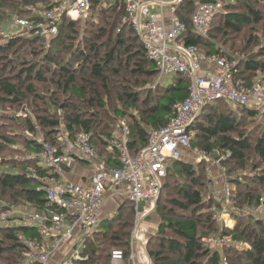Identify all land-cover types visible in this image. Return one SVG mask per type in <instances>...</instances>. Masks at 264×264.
<instances>
[{
	"label": "trees",
	"instance_id": "16d2710c",
	"mask_svg": "<svg viewBox=\"0 0 264 264\" xmlns=\"http://www.w3.org/2000/svg\"><path fill=\"white\" fill-rule=\"evenodd\" d=\"M124 1L92 0L86 23L64 18L50 42L33 34L10 37L0 45V213L21 206L55 208L39 190L48 172L37 134L54 146L61 145V133L72 142L90 134L104 161L119 168L117 151L109 150L119 127L126 123L127 147L137 156L148 147L150 133L167 127L176 105L188 98L187 75L170 76L168 85L159 81V68L139 34L123 22ZM43 7L50 9L45 0H0V25L12 15L34 20ZM262 9L264 0L227 4L207 37L191 27L193 0H184L177 18L188 28L186 46L197 47L206 57L229 59L246 56L247 48L259 41L251 34L240 50L231 45V55L222 51L232 37L244 34L246 40L248 30L256 32L264 23ZM257 80L264 84V47L241 60L235 81L251 86ZM228 106L225 100L205 106L191 130L195 150L226 156L220 164L235 195L230 210L234 226H221L215 218L223 204L210 191L207 163L196 167L190 161H169L155 207L159 225L145 245L152 264H223V258L229 264H264V219L243 212L264 204V124L256 110ZM19 112L27 116L17 117ZM136 219L135 205L125 199L85 239L82 259L75 264H112L117 249L125 254L124 264H130ZM212 236L229 241L218 251L208 243ZM30 240L41 245L44 237L39 229L21 224L0 227V264H39L29 260Z\"/></svg>",
	"mask_w": 264,
	"mask_h": 264
},
{
	"label": "built area",
	"instance_id": "2783aa9c",
	"mask_svg": "<svg viewBox=\"0 0 264 264\" xmlns=\"http://www.w3.org/2000/svg\"><path fill=\"white\" fill-rule=\"evenodd\" d=\"M234 1L193 0L195 10L190 21L193 31L207 37L217 16L225 13L227 4ZM45 2L50 9L43 7L44 10H40L36 19H18L16 24L46 40L59 34V25L64 18L84 20L92 6V0ZM183 2L184 0H177L172 7L167 8L164 0H157L155 3L143 0L124 1V23L132 26L139 34L148 57L159 68V81L180 74L187 75L191 81L188 98L176 105L175 117L167 127L150 133L145 150L137 156L131 155L127 147L128 132L125 123L122 124L119 137L111 142L109 149L117 151L121 162L119 168L104 161L92 145L90 134H80L72 142L61 133L60 146L38 139L43 145L40 156L42 166L48 172V176L41 179L39 190L55 208L36 211L28 206H21L0 213V227L21 224L39 229L44 237L41 245L37 240L28 242L30 261L39 264H75L82 259L85 239L92 237L100 229L105 219L106 206L115 203L114 208L117 210L122 201L129 199L135 205L137 216L140 215V222L136 220L131 239L130 262L135 264L133 248L139 240L140 223L155 210L168 175V162L188 161V151L189 157L196 159L193 164L198 165L204 161L217 167L226 158L217 152L216 158L192 148L195 133L191 127L205 106L225 100L236 110L247 108L264 115V84L257 80L251 86H246L235 81L240 66L239 58L230 56L228 59L220 55L206 57L197 47L185 45L183 36L188 28L177 18V9ZM154 5L159 7L160 14L152 12ZM165 9L169 11V20L164 17ZM79 161L92 166V175L82 183L67 178V170ZM222 173L226 175L225 168H222ZM223 194L225 203L221 208L220 218L230 217L229 210H234L235 195L232 188H225ZM141 207L144 212L140 214ZM243 212L264 217L263 201L258 208H248ZM229 221L227 227L231 228L233 221ZM144 250L147 254L146 246ZM63 251L65 253L62 254ZM124 257L122 250H114L111 263L123 264ZM222 263L229 264L226 258H223ZM147 264H152L149 257Z\"/></svg>",
	"mask_w": 264,
	"mask_h": 264
},
{
	"label": "rangeland",
	"instance_id": "374dc122",
	"mask_svg": "<svg viewBox=\"0 0 264 264\" xmlns=\"http://www.w3.org/2000/svg\"><path fill=\"white\" fill-rule=\"evenodd\" d=\"M262 11H264V9H262ZM91 13V12H90ZM90 13L88 15L87 18H85L84 20H81V23L82 24H85L86 23V19L89 18L90 16ZM18 19H24L18 15H12L11 18H8L7 21L5 23H3L2 25H0V45L1 44H4L6 43V41L10 38V37H15V36H32L33 32L30 31V30H23L20 26H18L16 23H17V20ZM77 21H80V20H77ZM124 22V20H123ZM125 24V23H124ZM85 26V25H83ZM256 29V32L255 31H251V30H248L247 32V39L244 40V38L242 37L243 35L241 36H234L232 37L230 40H229V44L226 46V47H223V50L224 52L228 53L231 55V45H234L235 47V50H240V48H243L245 47L246 45V41L250 38V35H257L259 41L254 45L252 46L250 49L249 47L247 48V55H252L254 53H259V51L261 50L262 47H264V23H262L259 27H255ZM240 39H243V41H240ZM48 42H50V40H48ZM246 55V56H247ZM245 55L243 56H233L232 57H235V58H239L240 59V62L242 59H245L246 58ZM258 78H262V75H259ZM173 81V77H166L163 79V82L165 83V85H168L170 84L171 82ZM230 107L231 109H234L232 106H228ZM235 110V109H234ZM241 109H238L237 111H240ZM236 111V112H237ZM240 113L241 115V112H238V114ZM259 113V112H258ZM29 115V114H28ZM26 117L27 114L25 112H19L17 113V117ZM31 116V115H30ZM33 118V116H31ZM257 119V117H256ZM258 119H259V123L260 124H264V123H261V122H264V115H261L259 113L258 115ZM126 124V123H125ZM121 128L119 127V131L117 133V137H119L120 135V130ZM22 133H25V131H23ZM25 135L27 137H30L31 135L28 134V132L25 133ZM42 135L43 133H39L36 135V137H38L39 140H42ZM193 148V147H192ZM194 149V148H193ZM191 152L193 153L194 151L191 150ZM186 159L192 163H195L196 159H194L193 157H189V151L187 152V155H186ZM204 162V161H202ZM194 165H198V164H194ZM222 166H217V167H214L212 164H206V170H207V174H208V177L210 178V191L212 192V195L214 196H217L221 201H222V204L225 203V199H224V194H223V190L227 187H231V185L229 184V179H228V175L226 173V175H224L222 173ZM220 173V175H219ZM223 174V175H221ZM232 188V187H231ZM219 193V195H218ZM142 207H144V205H142ZM140 209V214L144 212V210ZM116 210V209H115ZM230 211V210H229ZM114 212V211H113ZM113 212H110L108 215H112ZM231 212V211H230ZM231 215V214H230ZM140 215L137 216V210H136V220H138L140 222ZM217 216L218 218L216 219L218 221V223L221 225V226H225L227 227V223L230 224V221L229 220H232V215L229 217V216H226V217H223V218H220L221 216V209L220 210H217ZM264 219V217H261ZM227 222H226V221ZM233 221V220H232ZM149 224L148 229L149 227L150 228H153L152 230H148V238H147V241L154 235L156 234L157 232V227L159 225V219L155 213V210L146 218V219H143V221L141 220V228H143L146 224ZM233 226H234V221H233ZM232 228V227H231ZM135 229V228H134ZM134 232V230H133ZM220 237H214L212 236L209 240H208V243L213 246L215 249H218V251L221 249V244L223 242H228L229 240H222V239H219ZM146 241V242H147ZM124 264V263H123ZM132 264V263H130Z\"/></svg>",
	"mask_w": 264,
	"mask_h": 264
},
{
	"label": "crops",
	"instance_id": "0c3cea01",
	"mask_svg": "<svg viewBox=\"0 0 264 264\" xmlns=\"http://www.w3.org/2000/svg\"><path fill=\"white\" fill-rule=\"evenodd\" d=\"M143 1H149L150 3H155L157 0H143ZM177 0H164V4L167 5V8L172 7ZM152 12L154 14H160V9L157 5L153 6ZM164 17L169 20V11L168 9H165L164 11ZM92 175V166L88 163L84 164H75L72 168H69L67 170V178L73 182L76 183H82L85 181L87 178H89ZM117 194V192H116ZM116 197V195H113V197ZM119 196V195H117ZM112 197V196H111ZM121 200V199H120ZM115 203L109 204L106 206L104 209V216L109 217L108 215L110 212L114 211ZM147 218V217H146ZM145 218V219H146ZM143 221V220H142ZM149 224L147 223L143 228H141V224L139 227V240L135 243L134 248H133V253L135 255V264H147L148 262V257L147 254L145 253L144 247L146 245V241L148 238V230H152L153 228L148 229ZM65 253V251L62 252V254Z\"/></svg>",
	"mask_w": 264,
	"mask_h": 264
}]
</instances>
